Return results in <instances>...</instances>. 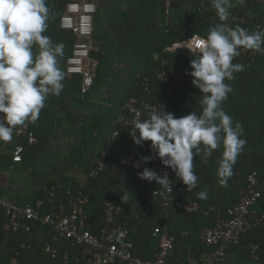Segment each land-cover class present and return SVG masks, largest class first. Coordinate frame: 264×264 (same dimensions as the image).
Returning <instances> with one entry per match:
<instances>
[{
	"label": "built area",
	"instance_id": "obj_1",
	"mask_svg": "<svg viewBox=\"0 0 264 264\" xmlns=\"http://www.w3.org/2000/svg\"><path fill=\"white\" fill-rule=\"evenodd\" d=\"M99 1L71 0L59 16V28L75 38L71 52L65 58L64 72L80 76L81 95L88 94L93 88L99 66L93 55L100 50L93 36V19ZM247 1L257 14L250 17L229 9L227 24L250 32H264V0ZM177 2L162 0L163 13L171 14ZM203 10L218 18L211 4L205 5ZM205 37L192 34L167 44L150 74L135 81L137 93L121 101V111L109 142L89 158V178H99L112 168L114 172L119 168L137 176L145 167L151 168L161 175L167 173L172 181V192L164 196L159 194L161 186L150 182V194L163 210H176L185 215L202 211L198 201L176 196L175 174L161 164L150 148V142H144L145 153H142V146L134 144L129 133L137 119L148 118L159 105L165 112L174 114L172 100L185 82V65L188 56L192 55L188 49L196 47ZM239 52L247 67L264 58V53L252 50L241 48ZM17 136L19 140L11 151L13 162L22 161L24 138L30 145L37 143L34 131L25 126L17 130ZM145 156H152L150 163L142 162ZM137 162L139 168L134 166ZM41 187L33 186L30 189L33 197L24 202L0 196V257H6L9 264L36 260L40 252L48 258L49 264H169L174 256L178 235L167 225L150 228L148 235L154 240L155 247L150 256H142L136 243L141 229L136 223L120 220L125 210L121 203L104 199L93 207L92 196L80 184L48 181ZM202 212L205 216L214 213V222L197 230V239L203 248L183 264H222L231 247L242 244L243 236L264 225V190L258 170L247 173L237 190L235 202L224 211L208 205ZM188 235L185 230L180 236L186 238ZM244 248L248 264H264V237L260 242L250 241Z\"/></svg>",
	"mask_w": 264,
	"mask_h": 264
},
{
	"label": "crops",
	"instance_id": "obj_2",
	"mask_svg": "<svg viewBox=\"0 0 264 264\" xmlns=\"http://www.w3.org/2000/svg\"><path fill=\"white\" fill-rule=\"evenodd\" d=\"M115 1L117 2L115 5L116 7L118 4H123L124 2L127 4L128 2V9L134 6L146 9L145 6L148 7L151 5V2H148V0H133L131 3L130 0H101L97 4V10L93 19V36L96 41L99 40V43L102 35H99L96 31L95 19L98 20L101 14L107 13L108 9ZM160 2V0H158V2L155 1L153 16L150 19L143 17L142 27L150 26L155 19L159 21V25L167 26L168 24H176L178 27L189 31L192 29L201 31V29L206 27L207 31L204 35L207 36L209 30L217 25L216 17L203 10L205 5L211 4V0H178L176 4L177 7H174L169 15L163 13ZM230 9L235 12L248 14L250 17L257 14L256 10L247 0H243V3H240L239 0H232V7ZM128 11L129 10L125 12ZM123 12L124 11H120L121 18L123 17L122 21H124L123 25L117 26L119 22L116 20L111 22V25L114 26L113 31H116V36L118 33L122 32L121 36L127 39V43L131 46H138L137 43H139V40L143 44L147 42L151 44L154 42L155 38L153 36H149L147 39L141 36L137 32L138 30L132 28V26L128 29L125 28L126 21L129 20L130 17L122 16ZM192 14H196V17H193ZM193 19L196 21H193ZM152 26L153 25H151V27ZM172 30H174L173 27H171L170 31ZM66 36L67 33L59 32L54 35L52 40L54 43H62L64 45V54L58 58V66L64 73L63 90L59 96L49 95L45 102V107L39 114V118L33 122V125L30 124L29 126L30 129L35 132L38 139L37 145L33 147L25 146L26 143L24 142L23 145L25 150L22 154V161L13 162L11 146L19 140L17 128L14 130L11 142H0V176L1 174L5 176L7 175L6 172L8 173L7 176L3 177L5 185L7 183L10 184V179H12V177L9 175L29 171L27 168L28 166L24 163L33 164V162H37L39 158L40 165H35V167L40 168L35 172L42 171V173L51 175L64 172L70 174L73 172L74 174L83 161H85V163L89 161L91 154L95 153L109 142V136L115 127L117 116L121 111L119 102L122 97H116L114 94L116 92H113V90L108 87L109 84L105 82H102L98 86V76H96L95 84L88 94L81 95L80 93H76L72 84L75 83L74 78L78 75H67L64 72L65 57L68 54V49L65 45ZM154 55L156 59L159 54L154 53ZM192 59L193 56L189 55L186 68L187 82L185 80L186 84L184 83L180 86L176 93L178 96L174 102L173 109L177 117H183L192 112H196L199 115L202 112L201 101L204 94L200 93L199 89L191 83L193 78L188 74L192 71L190 67V61ZM236 74L237 72L234 73L235 78L233 80H237L240 77V72ZM245 77L247 78L248 75H245ZM258 81L259 80L254 77L253 86L236 88L237 86L232 85L229 80H225V83L232 88V91L228 94V99L223 102L221 107L232 117L234 126L235 124L242 126V138L247 141L242 152L237 157V161L233 166V175L228 179L227 185L221 184L217 176L218 162L222 158V148L216 149L208 157H205L203 152L194 157V172L198 176L197 186L195 188L187 191L186 186L175 177L176 196L184 200L190 199L198 201L202 211L206 209L208 205H212L215 208L217 207V210L221 211L235 202L237 190L242 184H240V182L244 167L249 165L256 168L255 165L257 161L254 159H259L263 155L264 100L259 101L257 95H250V93H256L259 87ZM134 89V87L131 89L132 91L130 94H132V92L134 93ZM70 125L77 127V130L72 132ZM68 131L72 134H66ZM39 141H43V143L40 144ZM83 168H85V166ZM259 170L261 176L260 182L264 190V169L261 170L259 168ZM149 185L151 184L149 183ZM201 191L207 192V199L198 198L197 193ZM2 194L3 196L7 195L6 197L13 196V199L18 202H24L33 197L31 190L28 191V194L21 192L20 194L16 193L13 195L10 190L9 192L4 191ZM147 194L145 196H136L137 211L132 210L134 207V204H132L133 199L131 198L130 201L128 196L124 194L125 210L120 219L125 223H136L139 225L141 232L138 234L139 237L137 236L136 243L138 245V252L142 256H150L155 247L154 240L148 235L151 227L154 225H167L172 232L177 233L178 237L176 242L179 241L177 243V245H179L181 241L180 237L183 238L180 236L181 233L187 230L190 234L196 225L201 224L202 219L200 213L203 214L202 211L198 212V214L185 215L176 210H163L159 202L153 199L151 194ZM146 196L148 197L144 198ZM202 225H204V222H202ZM263 237V231L259 230V228L255 229L251 235L244 236L243 239L246 243L242 246L238 245L231 247L227 259L222 264H248L249 260L244 246H247V243L250 241L260 242ZM248 240L249 242H247ZM184 241L183 246H178L177 251L175 249V254L170 259L169 264H182L188 257H193L198 253L197 248L189 244L190 242L184 243ZM0 259L5 261L4 264H8V259L6 257H0ZM30 262V264L35 263L32 260H30Z\"/></svg>",
	"mask_w": 264,
	"mask_h": 264
},
{
	"label": "clouds",
	"instance_id": "obj_3",
	"mask_svg": "<svg viewBox=\"0 0 264 264\" xmlns=\"http://www.w3.org/2000/svg\"><path fill=\"white\" fill-rule=\"evenodd\" d=\"M211 5L222 23L188 49L193 56L188 73L191 83L204 94L202 112L175 117L159 105L148 118L137 119L129 133L138 146L150 142L161 164L172 170L187 191L197 186L193 160L201 152L208 157L222 148L217 170L220 183L227 185L233 175V166L247 141L242 138V126H234L232 117L221 107L232 91L225 80L243 71L241 64L233 63L239 49L264 53V32L227 24L232 0H211ZM48 19L47 0H0V142H11L17 126L36 121L49 95L59 96L63 90L64 73L58 58L64 54V45L44 35ZM151 160L152 156L142 158L144 164ZM134 166L139 168L140 163ZM138 178L159 184L162 196L172 192L167 173L161 175L145 167ZM207 195L206 191L197 193L200 199H207Z\"/></svg>",
	"mask_w": 264,
	"mask_h": 264
},
{
	"label": "rangeland",
	"instance_id": "obj_4",
	"mask_svg": "<svg viewBox=\"0 0 264 264\" xmlns=\"http://www.w3.org/2000/svg\"><path fill=\"white\" fill-rule=\"evenodd\" d=\"M55 1L56 0H47V3H51ZM132 1L133 0H130V3ZM149 1L152 2L151 0H148V2ZM116 4L117 2L115 1L114 3H112V6L108 9L107 13L101 14L98 17V20L95 19L96 31L99 35H102V37L100 38L101 40L100 43H99V40L96 41L97 45L100 47V50L98 51L100 57L97 56V59L99 61V68H98L99 70L97 71L98 72L97 85L99 86L102 82L109 84L108 87H110L113 90V92H116L114 93L115 96L119 98L122 97V99L119 102L120 104L122 100H124L126 97L131 95L130 93L133 87L136 89L135 81L142 75L150 74L151 68L156 63L151 59V54L153 52L152 50L154 49V47H157L160 44L162 45V43L160 42L161 34L168 33V29L171 27H173L174 30H178L181 27H178V25L176 24H168V23H167L168 24L167 26H162V25H159L160 24L159 21L158 20L156 21L155 19L151 24L153 25L152 27L150 23H149L150 26L142 27L143 25L142 21L144 19L143 17L150 19L153 16V11L150 5L149 7L146 6V9H144L145 15L139 12L136 13L133 17H130L129 20L126 21L125 28L128 29L130 26H132V28L138 30L137 32L141 36L147 39L149 36H153L155 38L154 42H152L151 44H149V42H147L146 44H143L139 40V43H137L138 46H135V45L131 46L130 44L127 43L128 40L125 39L123 36H121L122 32L118 33L116 36V31H113L114 26L111 25L112 24L111 22L113 20H116L119 22L117 26L119 25L121 26V24L123 25L124 21H122L123 17L121 18L120 11H127L129 3L127 2L126 4L124 2L123 4L122 3L118 4L117 7L115 6ZM197 5H198V2H197ZM176 7L177 6H175V8ZM192 16L196 17V14H192ZM193 21H196V20L193 19ZM170 38L172 39V36ZM175 40H178V39H175ZM36 51L37 49H35L34 47V53ZM242 66H243V71H239L240 77L237 80H233L235 78L234 77L232 80H229V82L232 85L237 86L236 88L238 87L246 88L247 86H250V85L253 86L254 77L256 76V74H258L257 72H255L256 68H251L247 70V67H244V65ZM245 75H248V77L246 78ZM260 75L264 81L263 72H260ZM135 89H134V93L132 92V94L137 93ZM112 96H113V93H112ZM174 116L177 117L175 114ZM30 124L33 125V122L26 123L25 127L30 129L29 127ZM70 127L72 129V132L77 130V127L73 125H70ZM21 128H23V126H17V130ZM66 134H72V133L68 131L66 132ZM24 140L28 146H36L38 143V139H37V143L34 145L28 144L26 138H24ZM24 140H22V143L24 142ZM14 145L15 144H12L11 149ZM39 160L40 158L37 160V162L34 161L33 164L24 163L26 166H28L27 167L29 170L28 172L14 173V174L9 175L10 177H12V179H10V184L7 183L5 185V182H3L4 181L3 177L7 176L8 173L6 172L7 175L4 174L5 176L1 174L0 176V196L14 200L11 194L9 195L12 197H6L7 195L3 196L2 192L4 191L9 192L10 190V192H12L13 195H15L16 193L20 194L21 192L28 194V191L32 189L33 186L43 187L45 183L48 181L49 182L60 181L67 185L69 184L79 185L80 184L84 186V189L87 190V192L92 196L91 204L93 207H95V204L99 205L100 203L99 200H104V199H110V200L116 201L118 203H121L125 207L123 198H124V194H126L128 198L130 199V201H131V198L133 199L132 204H134V207L132 210L137 211V207H136L137 197L136 196H139V195L145 196L147 193L150 194L149 193V190H150L149 183H143L140 180H137L136 177L131 172L126 171L124 169L118 168V172H114L112 168L104 172L101 177L92 179L87 176V170L89 168V161H87L86 163L85 161H83L81 165L79 164L80 165L79 169L77 168L78 170L74 174L73 172L72 174L64 172V173H58V174L51 175V174L42 173V171L35 172L36 170H39L40 168V167H35V165H40ZM254 160L257 161L255 165L256 168L254 169H257L258 172L260 173L259 168L261 170L264 169V152L261 158L254 159ZM84 166L85 168H83ZM34 192L35 194H37L35 190ZM147 197L148 196L144 198H147ZM243 238L244 236L242 237V244L240 245H243L244 243H246V241ZM247 242H249V240ZM4 263L5 261L0 259V264H4Z\"/></svg>",
	"mask_w": 264,
	"mask_h": 264
},
{
	"label": "trees",
	"instance_id": "obj_5",
	"mask_svg": "<svg viewBox=\"0 0 264 264\" xmlns=\"http://www.w3.org/2000/svg\"><path fill=\"white\" fill-rule=\"evenodd\" d=\"M71 0H56L55 2H51V3H47V6L49 8V19L47 21V24H48V28H47V31L44 33V35H47L49 36L52 40L54 38V35H56L57 33L59 32H64L63 30H61L59 28V25H58V22H59V16L61 14V11L62 9L64 8L65 4L67 2H69ZM155 1L158 2V0H153L151 2V9L152 11L154 10L155 7H153L155 5ZM160 4L162 5V0H160ZM149 7V6H148ZM146 8V6H145ZM254 8V7H253ZM129 11L128 12H123L122 16L124 15L125 16H128V17H133L134 14H136V12L138 13H143L144 14V8H140V7H130L128 9ZM216 21H217V24H219L221 21H219V19L216 17ZM206 27H204L203 29H201V31H197L195 29H192V30H185V29H178V30H172V31H169L168 33L164 34L162 33L161 34V37H160V42L162 43V45H158L157 47H154V49L152 50V54H151V59L154 61V62H157V59H155V55L154 53H158L159 55H161V52H162V48H164V46H166L167 44L173 42V41H176L175 39H178L179 38H185V37H188L192 34H200V35H204V33L206 32ZM66 33V32H64ZM63 34V33H62ZM172 36V39L170 38ZM171 39V40H170ZM75 41V38L73 36H71L70 34L67 33V36H66V39H65V45L68 49V54L71 52V47L73 45ZM67 54V55H68ZM93 55L97 58V56H99V53H93ZM100 57V56H99ZM66 58V57H65ZM236 62L238 64H242L244 65V67H247L245 64V58L241 57L240 55L235 57L234 60H233V63ZM156 64V63H155ZM187 62H186V65H185V71L187 70ZM251 68H256L255 69V72H257L258 74H256L255 78L257 80H259L258 82V89L256 91V93H250V95H257L259 97V101H262L264 100L263 97H264V81L262 78H260V72H263L264 74V58L263 59H259L257 60L255 63H253L252 65H250L249 67H247V70L251 69ZM143 76V75H142ZM80 76H76L74 78V81L75 83H73V87H74V90L76 91V93H80ZM185 83V82H184ZM178 92V90H177ZM178 96V94H176L174 96V99L172 100V102L176 100V97ZM174 110V109H173ZM31 130V129H30ZM25 142V141H24ZM23 142V143H24ZM40 144L43 143V141H39ZM26 143V142H25ZM25 146H28L27 144H25ZM33 147V146H32ZM13 148V147H12ZM142 153H145V149L142 145ZM1 155V153H0ZM143 155V154H142ZM1 158V157H0ZM252 169H254L252 166H249L247 165L246 167H244V172L242 174V177H241V183L244 182V179H245V176L247 175V173L249 171H251ZM257 170V169H256ZM133 174V173H132ZM137 180H140L138 178V176L136 174H133ZM145 183H148L147 181H145ZM150 183V182H149ZM151 184V183H150ZM239 186V185H238ZM238 188V187H237ZM87 191V190H86ZM217 209V207L215 208ZM225 209H222L221 211H224ZM198 214V213H197ZM201 214V219H202V222H204V225L205 224H208V225H211L213 222H214V218H213V215L214 213H212L211 216H205L203 215L202 213ZM193 215V214H192ZM202 222L201 224L199 225H196L195 228L192 230V232L186 237V238H181L180 236V244L177 245V243L179 242H176L175 244V249L177 251V247H181L183 246V241L184 243H189L191 244L193 247L197 248V251L199 253V249L200 248H203V245L198 241L197 239V230L202 227ZM259 230H262L263 231V234H264V225H262ZM253 231L255 230H252L251 232H249L247 235H251L253 233ZM245 235V236H247ZM33 262H35L34 264H49L48 262V258L42 253L40 252L39 253V257H37L36 260H32ZM28 262V263H27ZM22 263H25V264H30V260L29 261H22ZM183 264V263H182Z\"/></svg>",
	"mask_w": 264,
	"mask_h": 264
},
{
	"label": "bare ground",
	"instance_id": "obj_6",
	"mask_svg": "<svg viewBox=\"0 0 264 264\" xmlns=\"http://www.w3.org/2000/svg\"><path fill=\"white\" fill-rule=\"evenodd\" d=\"M100 1H101V0H100ZM100 1H99V2H100ZM99 2H98V3H99ZM96 10H97V9H96Z\"/></svg>",
	"mask_w": 264,
	"mask_h": 264
}]
</instances>
